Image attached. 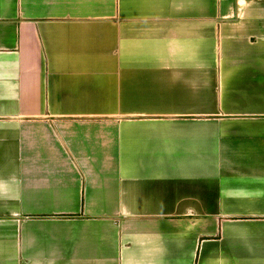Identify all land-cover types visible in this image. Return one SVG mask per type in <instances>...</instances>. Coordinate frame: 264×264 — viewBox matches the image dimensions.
I'll list each match as a JSON object with an SVG mask.
<instances>
[{"label": "crops", "instance_id": "crops-1", "mask_svg": "<svg viewBox=\"0 0 264 264\" xmlns=\"http://www.w3.org/2000/svg\"><path fill=\"white\" fill-rule=\"evenodd\" d=\"M0 264H264V0H0Z\"/></svg>", "mask_w": 264, "mask_h": 264}]
</instances>
